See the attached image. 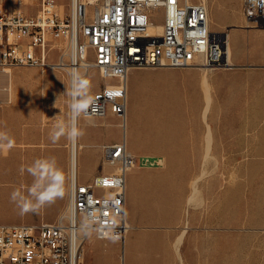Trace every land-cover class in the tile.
Returning a JSON list of instances; mask_svg holds the SVG:
<instances>
[{"label":"rangeland","instance_id":"rangeland-1","mask_svg":"<svg viewBox=\"0 0 264 264\" xmlns=\"http://www.w3.org/2000/svg\"><path fill=\"white\" fill-rule=\"evenodd\" d=\"M3 1L6 6L7 1L14 3L16 0H0V3ZM58 2L65 4L66 8L69 6V0H58ZM206 2L210 13V28L222 33L225 38L228 32L231 34L234 48L231 59L234 65L206 69L209 75V81L206 77V83L201 78L204 70L194 66H147L132 71L128 76L125 126L128 144L138 147L141 138L145 146H149L148 141L151 140H157L153 141L156 145L160 138L169 134V140L174 143L168 152L139 148L135 154L149 156L152 162L158 161L153 164H141L138 169L147 173V179L151 180L148 181V187L151 188L150 199L154 193L152 181L156 179L158 182L156 184L168 201V206L162 210H144L142 181L136 209L144 213H158L160 218L156 219L166 221L169 226L174 225L180 211L183 215L185 213L183 219L186 225L189 222L191 244L186 248L185 253L182 251L184 264H264V32L253 30L255 27H251L246 21L243 15L244 0H206ZM19 3L31 13L38 7V3L34 1H29L27 5H24L23 0ZM155 16L154 23H162V14L158 13ZM61 42L64 45V42ZM237 49L239 50L236 55ZM89 58L92 59V56ZM66 61L69 62L68 57ZM42 66L44 65L13 67L14 81H18L21 76L26 81L17 82L11 102H0V117H8L9 106L18 102L16 95L21 93L25 95L26 103L31 106L33 117L41 115L44 118L43 123H46L50 132L58 123L69 120L70 97L66 94L63 103L55 104L58 93L53 89L52 82L47 79L43 83L39 79L44 73ZM20 69L28 70L24 73ZM60 71L59 75H62L66 81V90H69V73L66 70ZM12 77L9 79L8 74L0 73V93L4 96H7L12 89ZM87 79L91 83L90 93L97 87L111 83V80H104L93 69L90 70ZM59 83L62 86V83ZM205 116L206 120H204ZM104 121L103 124L96 126L84 124L80 119L79 129L99 130L96 141L101 143H94L92 149L96 151V155H100L101 171L108 172L113 166L104 161L103 146L120 142L123 129L122 118L118 115L109 113L104 117ZM207 122L211 126V146L213 147V126H215L223 151L221 154H215L210 150L212 157L208 155V158L204 157L203 153L197 152L190 158L189 137L198 141L201 133L204 132L205 140L208 142ZM182 130L185 134V147L175 145ZM47 140L50 143V137ZM44 142L43 136L41 139L33 137L32 162L37 158L46 157ZM207 142L205 150H207ZM65 148L68 151V146L65 145ZM5 150L4 156L9 157L6 164L9 167L14 165L20 170L21 166H24L23 153L15 156L7 152L6 147ZM13 156L21 158V162L11 161L10 158ZM93 161L94 155L90 148L79 151L78 175L82 180L91 173ZM191 162L193 179L198 174L200 177L197 196L202 200L201 204L200 201L196 202L198 205L190 204L189 198L187 201L188 184L185 183L184 178L187 179L189 175L191 178ZM215 168L220 173L219 182L215 180V172L211 173ZM132 173L134 177L136 174ZM205 173L211 174L206 176ZM204 176L206 177L201 180ZM5 180L0 178V182H3L0 183V222L11 224L16 221L35 223L57 220L58 215L51 219V215L46 213V206L37 213L29 212L21 215L16 203L11 200L12 192L21 185H31L32 177H28L27 181L16 187L5 183ZM184 189L185 196H183ZM218 204L221 207L218 217H215V206ZM48 213L52 214L51 211ZM141 225L145 228L153 226L155 220L145 219ZM88 242L89 240L84 242V245H87V264L95 250ZM102 249L108 256L113 251L111 246H104ZM118 255L119 253L117 260L120 259ZM121 260L123 264H128L127 240ZM81 264H85L84 259Z\"/></svg>","mask_w":264,"mask_h":264},{"label":"built area","instance_id":"built-area-1","mask_svg":"<svg viewBox=\"0 0 264 264\" xmlns=\"http://www.w3.org/2000/svg\"><path fill=\"white\" fill-rule=\"evenodd\" d=\"M20 1L0 9V69L45 65L53 51L58 57L92 56L101 77L111 83L92 95L94 102L82 118L123 115L132 68L228 64L227 38L209 27L203 0H69L68 8L58 0H34L33 13ZM158 13L162 35L152 36L148 28ZM243 14L251 27L264 29V0H244ZM54 41L64 45L53 47ZM103 149L113 169L82 180L71 166L68 205L59 220L0 224V264H81L90 232L122 245L129 229L128 169L158 161L131 154L125 141Z\"/></svg>","mask_w":264,"mask_h":264},{"label":"crops","instance_id":"crops-1","mask_svg":"<svg viewBox=\"0 0 264 264\" xmlns=\"http://www.w3.org/2000/svg\"><path fill=\"white\" fill-rule=\"evenodd\" d=\"M253 30L256 31H262L264 32V29H256ZM238 50H236V55L238 54ZM235 55V56H236ZM58 56L56 54H53L51 59L56 60ZM198 67L204 70L202 74V80L204 75L208 77L209 81V75L208 72L204 67L200 66H194ZM12 71L15 69L12 67ZM138 68H133L130 70V73ZM18 70V69H17ZM22 71L27 72L28 69H20ZM44 70V73L42 74L41 82L45 83L47 79H49V82H52L53 89L58 93L55 97V104L58 103L61 104L66 99V81L65 78L62 75H59L60 70H66L67 69H59V68H46L42 69ZM93 70L97 71L96 68H93ZM2 71H0L1 73ZM61 72V71H60ZM6 73V72H5ZM99 73V72H98ZM129 73V74H130ZM13 76V73H12ZM68 81V88L70 91V77ZM23 76L19 78L18 81H14L12 77V89L9 90L8 95L4 96L0 93V102L3 101H12L14 98V89L17 82H25ZM128 81V80H127ZM62 83V86L60 83ZM202 83V81H201ZM210 83V82H209ZM108 84V83H106ZM101 87H97L93 92H91V95H93L97 89H100ZM127 94H128V86H127ZM212 94V93H211ZM18 102L15 103L13 106H9L8 108V117H0V131H6L15 141L14 146L11 149L7 148V152H9L11 155H21L23 153V162L24 166L27 167L31 164L32 158H31V145L33 137L35 138H42V136L45 138V148H44V154H46L45 158H55L58 167H60L65 175H66V185H65V195L63 198L57 199L54 203L46 205V213L51 215V219H54L56 215H58L57 220L62 216L63 213H65L68 205V192H69V183H70V164H71V140H69L66 136H61L59 140H57L55 143L52 142L50 138V143L47 140L52 134L53 131L48 130V126L46 123H43L44 118L39 115L38 117H33L31 112V106H29L26 101L23 94L19 93L16 95ZM23 98V99H22ZM17 104V105H16ZM212 105V102H211ZM211 110V106H210ZM210 110L208 112V115L210 113ZM112 114V113H110ZM70 119V118H69ZM80 119H82V123L84 124H91L99 126L100 124H103L104 117L98 118H82L80 117L78 119V127L80 123ZM183 126H184V120H182ZM126 123V121H125ZM121 126L123 129L122 134V140L125 139L127 149H129V152L131 154L134 153V155L137 153L138 149H145V148H151V149H158L165 152H168L171 147L174 146L173 141L169 140V135L160 138L159 143L154 145L153 141L156 142L157 140H151L148 141L149 146H145L143 144V141L141 138L140 144L138 147L130 146L127 142V138L125 135V125L121 122ZM99 130H82L83 135L78 137L79 141V151L85 149H89L92 151V154L94 155V161L92 164V170L91 173L84 179V180H90L92 179L97 173L101 171L99 168L100 163V155H96V151H94L93 144L94 143H101L96 141V137L98 136L97 132ZM174 133V132H172ZM171 133V134H172ZM180 133V138L175 142V145H178L180 147H185L186 140L184 138V131ZM68 141V142H67ZM188 141V140H187ZM103 142V141H102ZM67 143V144H66ZM213 147H212V153L215 154H221L223 148L221 145V140L219 137V134L215 130V126H213ZM221 144V145H220ZM65 145L68 146V151L65 148ZM101 146V145H100ZM196 146V147H193ZM189 152H190V158L191 155L194 153H203L205 152V134L204 132L201 133V136L199 140H195L191 137H189V146H188ZM5 147L0 148V178L6 179L5 183L13 184L15 187L18 185L23 184L25 181H27L28 177H31L26 171L21 173V171L14 165L9 167L6 162L9 160V157H5ZM11 161L21 162V158L18 157H11ZM218 163V162H217ZM216 164V168H217ZM138 165L133 166L129 171L127 172V184H126V190H127V198H126V215L127 220L129 223V229L126 233V237L124 240V244L120 245V242L113 239H107L102 240L96 237L94 233H89L86 237V242L89 240L88 243H91L94 246V252L91 255V258L89 259L88 264H122V252L125 251L126 246V240H127V254H128V264H184V257L183 252L185 253L186 248L190 246L191 244V237H190V230H188L189 222H186L183 219L185 217V213L183 215V212H179V214L176 216V221L174 225L169 226L167 222L163 220H157L160 218L157 214H154L153 212L150 213H144L137 211V205H138V194L140 191L141 182L143 181L144 184L142 186V201H143V209L144 210H162V208L168 206V201L166 200V197L163 195V192H161L160 187L156 184L158 183L156 179L152 181V185L154 186V193L152 198L150 199L149 192H151V188L148 187L149 182L151 181L147 179L148 175L147 173L143 172L142 170L138 169ZM216 168L211 172H215V180L219 182L220 180V173ZM192 162H191V178L190 175L187 179L184 178L185 183L188 184V198H190L192 193V181H193V175H192ZM202 170V169H201ZM132 172H135V176L132 177ZM77 173V172H76ZM209 173V174H211ZM129 174L131 176L129 177ZM207 174V175H209ZM78 175V173H77ZM199 175V174H198ZM197 175V176H198ZM206 175V176H207ZM206 176H204L201 180H203ZM145 178V179H144ZM187 181V182H186ZM3 183V182H0ZM191 188V192H190ZM186 191L184 189L183 196H185ZM66 205V206H65ZM165 205V206H164ZM220 205L215 206V217H218V212L220 209ZM64 209V210H63ZM63 210V211H62ZM51 211L52 214L48 213ZM62 211V212H61ZM61 212V213H59ZM157 218V219H156ZM145 219L155 220V225L148 226L147 228L143 227L141 224ZM166 219V217H165ZM183 219V220H182ZM56 220V221H57ZM183 221V222H182ZM24 221H16L13 223H21ZM42 222V221H41ZM48 222H54V221H48ZM4 223V222H0ZM35 223H39V221H36ZM158 223V224H157ZM181 223L183 225H181ZM12 224V223H11ZM159 225V226H158ZM185 229V230H183ZM182 241L179 244V251H176V244L183 233ZM87 243V244H88ZM104 246H111L113 247V251L110 256L104 254L103 247ZM120 251V252H119ZM172 252V254H171ZM180 252V253H178ZM83 253H84V263L87 264V245L85 244L83 247ZM119 253L120 259L117 260V254ZM181 256V260L180 257ZM182 254V255H181Z\"/></svg>","mask_w":264,"mask_h":264},{"label":"clouds","instance_id":"clouds-1","mask_svg":"<svg viewBox=\"0 0 264 264\" xmlns=\"http://www.w3.org/2000/svg\"><path fill=\"white\" fill-rule=\"evenodd\" d=\"M90 89L89 79L76 71L71 74V90H66V94L71 98L69 104L71 116L68 121L55 126L50 136L52 142L55 143L61 136L75 142L83 135L77 122L94 102ZM14 144V139L6 131H0V148L11 149ZM20 171L21 173L26 171L33 178L31 185H21L11 194V200L16 203L21 215L37 213L42 207L54 203L65 195L66 175L58 167L55 158H37L27 167L21 166Z\"/></svg>","mask_w":264,"mask_h":264},{"label":"bare ground","instance_id":"bare-ground-1","mask_svg":"<svg viewBox=\"0 0 264 264\" xmlns=\"http://www.w3.org/2000/svg\"><path fill=\"white\" fill-rule=\"evenodd\" d=\"M29 1H34V0H26V2H29ZM206 2V0H203ZM8 4L5 6L4 5V1L0 3V9L1 8H5V7H8V8H11L12 6H14V3H9V1H7ZM207 4V2H206ZM18 9H20V7H18ZM209 10V8H208ZM244 15V14H243ZM245 17V16H244ZM247 21V20H246ZM229 26V25H228ZM237 26V25H236ZM239 26V25H238ZM243 26V25H241ZM209 27H210V13H209ZM148 31H149V34L152 35V36H161L162 35V31H163V24L162 23H154L152 22L150 25H149V28H148ZM63 46V43L61 41H54L53 43V47H62ZM227 50H228V64L227 65H234V63H232V59H231V56L234 55V48L232 46V39H231V34L230 32L227 33ZM53 54H56V51H53L51 53V57ZM66 57L69 58V61L70 62H67L66 61ZM195 66H200V67H204L205 69H212L211 67H207V66H201V65H195ZM12 67H5V68H2L0 69V71L2 72H6V74H8V78L10 79L12 77ZM46 68H59V69H67L68 73H69V77H70V90H71V74L76 71V72H79L81 75L84 73V71H86V75L85 77L87 78L89 73H90V70L93 69V68H96L99 72V69L92 64L91 62V59L89 57H87L86 59H80L78 56H76L75 54H73L72 56L69 54L67 56H64V57H58L56 60H52L50 58V61H48L44 66L41 67V69H46ZM142 68V67H140ZM133 69V68H132ZM82 70V71H81ZM83 72V73H82ZM99 75L101 76L100 72H99ZM7 76V75H6ZM206 77L207 76H204L203 77V82L206 83ZM208 79V78H207ZM128 80V78H127ZM110 84V83H108ZM207 85V84H205ZM205 85H202L203 87H205ZM202 87V88H203ZM211 87V86H210ZM207 88V87H205ZM209 94V93H208ZM210 96V95H209ZM212 99V98H211ZM211 101V100H210ZM70 102H71V98H70ZM208 102V100H207ZM210 104V103H209ZM210 107V106H209ZM205 110V108H204ZM207 110V109H206ZM109 114V113H108ZM113 114V113H112ZM204 114H205V111H204ZM116 115V114H115ZM203 115V114H202ZM70 116H71V112H70ZM122 118V123L123 125H125V121H126V117H127V110L126 112L123 114V115H118ZM105 117V116H104ZM91 118H94V117H91ZM204 120H206V116L204 117ZM207 126H208V142L205 140V143L207 142V150L206 153H204V157H207L208 158V155H210V150L211 149V126H210V123L207 122ZM207 132V131H206ZM122 141H125L122 140ZM126 142V141H125ZM206 145V144H205ZM78 155H79V141H78V138L75 140V142L71 141V164H70V175H71V166H73V172L76 170V172L78 173ZM211 156V155H210ZM209 156V157H210ZM203 157V158H204ZM212 157V156H211ZM210 157V159H211ZM205 159V158H204ZM208 159V160H210ZM214 159H216L214 157ZM207 160V159H206ZM205 160V162H207ZM105 162H107L106 160H104ZM215 162V161H214ZM108 163V162H107ZM110 164V163H109ZM206 164V163H205ZM214 165V164H213ZM133 167V166H132ZM132 167H130L129 169H131ZM128 169V171H129ZM206 171V170H205ZM202 173V172H201ZM200 173V174H201ZM204 173V172H203ZM207 173H205L206 175ZM202 175V174H201ZM203 176V175H202ZM201 176V177H202ZM200 177H196L195 179H193L192 181V188H193V193L192 195L190 196L189 198V203L190 204H194L196 205L197 201H200V204H201V200L202 199H198L199 197L197 196V193H198V190H199V186H198V181H199ZM202 198V197H201ZM188 203V204H189ZM198 205V204H197ZM59 220V219H58ZM185 230V229H183ZM183 234H184V231L183 233L181 234V236L179 237L178 241H177V244H176V251H179V244L181 243V238L183 237ZM86 240V239H85ZM85 242V241H84ZM124 244V242L122 243V245ZM83 246H84V243L82 245V249H81V261H83V257H84V253H83ZM180 253V252H178ZM179 256V254H177ZM182 255V254H181ZM180 257V260H181V256ZM123 264V263H122Z\"/></svg>","mask_w":264,"mask_h":264},{"label":"water","instance_id":"water-1","mask_svg":"<svg viewBox=\"0 0 264 264\" xmlns=\"http://www.w3.org/2000/svg\"><path fill=\"white\" fill-rule=\"evenodd\" d=\"M161 40H162V39H161V38H159V39H158V42H161Z\"/></svg>","mask_w":264,"mask_h":264}]
</instances>
